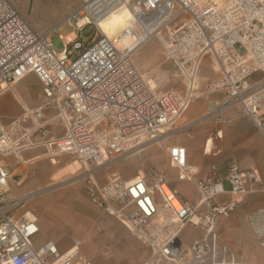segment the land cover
Listing matches in <instances>:
<instances>
[{"label": "built area", "instance_id": "1", "mask_svg": "<svg viewBox=\"0 0 264 264\" xmlns=\"http://www.w3.org/2000/svg\"><path fill=\"white\" fill-rule=\"evenodd\" d=\"M120 7L129 12L127 24L107 36L99 22ZM62 23L73 28L74 37L66 40L59 33L64 48L56 52L50 34ZM87 25L95 30L89 39L90 31L81 36ZM153 38L183 76L184 97L155 92L134 64V54ZM206 56L220 72L208 90L221 91L223 98L187 127L225 120L222 113L230 111L249 118L264 133V0H77L43 32L33 29L8 0H0V94L29 73L37 77L40 105L25 109L20 123L31 120L43 132V111H56L50 121L61 122L65 131L49 142L52 154H69L86 167L81 178L88 200L147 245L150 253L143 264L158 258L187 264L186 255L205 257L213 250L218 219L228 217L246 195L264 191V170L240 169L230 160L224 169L211 164L199 176L179 145L167 148L169 164L178 180L193 184L197 198L192 202L161 175L124 180L112 174L104 183L96 178L99 169L159 140L165 129L178 130L177 120L198 97L194 90ZM256 73L261 76L253 79ZM25 135L20 148L32 144ZM16 148L18 141L11 140L0 122V151ZM8 180L9 170L0 164V264H90L78 244L63 253L52 242L35 246L36 216L22 209L43 190L10 196ZM186 224L205 232L188 247L178 238Z\"/></svg>", "mask_w": 264, "mask_h": 264}, {"label": "crops", "instance_id": "2", "mask_svg": "<svg viewBox=\"0 0 264 264\" xmlns=\"http://www.w3.org/2000/svg\"><path fill=\"white\" fill-rule=\"evenodd\" d=\"M8 1L26 20L24 13L27 12L28 2ZM28 21L34 29V25ZM41 96V85L33 73L25 75L12 88L0 94L1 125L11 140L18 141L16 151H0V164L9 170L10 196L28 195L50 187L55 183L54 176L60 172L62 176L71 175L70 167H74L76 162L69 159L73 157L69 154H52L54 147L49 142L61 137L65 131L61 122L50 121L56 115L54 109L43 111V132L35 130V123L31 120L20 123L23 111L38 107ZM198 97L186 108L176 138L164 142V149L167 151L171 146H183L187 162L199 172V176H203L211 164L224 169L230 160L240 169L263 171L264 133L249 118L235 117L230 111H225L222 113L225 120H207L192 128L187 127L190 122L210 112L223 98L213 95ZM23 134L32 144L20 148V136ZM24 141L21 140V143ZM116 172L124 180L137 176L132 171L122 175L117 166ZM171 180L173 183L170 184L183 199L192 202L197 198L191 182ZM33 197L30 206L37 214L39 229L36 247L52 242L63 253L79 242L80 253L90 264H143L147 260L150 253L147 245L137 240L115 218L93 205L87 198L85 186L75 184L48 188ZM221 199L227 197L221 196ZM46 228L59 239L64 233L71 239L60 245L58 238L44 235ZM214 234L213 250L203 258L186 255L187 264H264V191L246 195L228 217L219 218ZM204 235L201 227L186 224L178 238L188 247ZM154 264L176 263L158 258Z\"/></svg>", "mask_w": 264, "mask_h": 264}, {"label": "rangeland", "instance_id": "3", "mask_svg": "<svg viewBox=\"0 0 264 264\" xmlns=\"http://www.w3.org/2000/svg\"><path fill=\"white\" fill-rule=\"evenodd\" d=\"M22 2H28L27 12L24 13L26 21L29 22L28 20H30L34 25V29L38 32H43L46 29L55 26L60 19L65 17L68 11L77 5V0H20V3ZM72 31L73 28L70 25L62 23L57 26L56 31H53L50 34V40L56 52H60L64 48L63 40L59 37V33L66 35ZM89 31L91 33H89ZM94 32L95 30L91 29L90 25H87L82 30L81 36L86 38L89 33L87 37V39H89ZM113 34L115 33H112L111 35ZM162 53L163 51L160 41L157 38H153L149 43L145 44L134 54L133 62L142 73L145 81L148 82L149 86L153 88V90L156 92L171 90L178 98H182L186 93V84L183 76L170 61L165 59ZM260 76V73H256L253 76V79H257ZM219 78L220 72L212 63L210 57L206 56L200 67V72L194 90L195 95L199 96L198 98L206 95H213L216 97L219 96V99H221L223 97L221 91L208 90V86L213 84ZM195 100H197V97H194L189 104ZM183 116L177 120L175 127L179 126ZM173 129V126L165 129L162 138L159 140L142 144L114 164L99 169L95 174L97 180L99 182H104L108 180L112 174L119 175L116 172V166L122 175H126L132 171L133 175H143L148 180H151L154 175L163 176L171 184L173 183L171 178L178 180L177 170L170 166L167 151L163 147L164 142H170L176 138L177 134ZM69 159L73 162L76 161L73 157ZM73 166L74 167L72 168L70 167V171L72 173L71 175L62 176V173L60 172L53 178L55 183L42 190L45 191L48 188L53 189L60 186L67 187L68 185L72 186L75 184L82 185L84 187V181L82 180L81 175L85 172L86 167L78 161H76ZM34 195L36 194H33L29 198L22 210L27 209L37 217L36 212L30 206V200L34 199ZM48 229L44 234L46 237L58 238ZM70 239L71 238L64 233L61 234V239L58 238V242L60 245H64L69 242ZM76 244L79 245V242H76Z\"/></svg>", "mask_w": 264, "mask_h": 264}, {"label": "bare ground", "instance_id": "4", "mask_svg": "<svg viewBox=\"0 0 264 264\" xmlns=\"http://www.w3.org/2000/svg\"><path fill=\"white\" fill-rule=\"evenodd\" d=\"M128 17L129 12L125 7L117 8L99 22V28L102 33L110 36L126 26ZM73 37V33L65 36L66 40H71Z\"/></svg>", "mask_w": 264, "mask_h": 264}]
</instances>
